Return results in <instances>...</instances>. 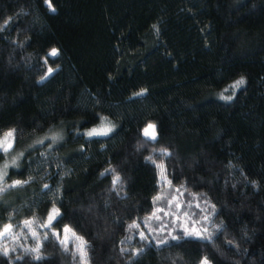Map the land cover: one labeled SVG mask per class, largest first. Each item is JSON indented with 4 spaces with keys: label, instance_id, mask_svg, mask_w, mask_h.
<instances>
[{
    "label": "trees",
    "instance_id": "obj_1",
    "mask_svg": "<svg viewBox=\"0 0 264 264\" xmlns=\"http://www.w3.org/2000/svg\"><path fill=\"white\" fill-rule=\"evenodd\" d=\"M0 141V264H264V0H0Z\"/></svg>",
    "mask_w": 264,
    "mask_h": 264
},
{
    "label": "snow or ice",
    "instance_id": "obj_2",
    "mask_svg": "<svg viewBox=\"0 0 264 264\" xmlns=\"http://www.w3.org/2000/svg\"><path fill=\"white\" fill-rule=\"evenodd\" d=\"M49 7H51V4H49ZM50 55H52V56L57 55V50H56V49H53V50L51 51ZM53 71H54V69L49 68L48 71H47V73H45V75H44L41 79H42V80H43V79H46L48 76H50V75L52 74ZM243 83H244V81L241 79L240 81H237V83H236L235 86H239V85H241V84H243ZM150 130H151V131H150ZM108 131H111V129L109 128V129H105V130H103V131L93 129L91 132L88 133V135H89V136H92V135H106ZM144 134H145L146 137H149V138L155 140V139H156L155 126H154V125H151V124L148 125V127L144 130ZM10 136H12V133H11V132H9V133L6 134L5 139H7V137H10ZM0 146L3 147V151H5V152H7V151L11 148V144H10V143H7L6 146H5V142H4V141H0ZM164 154L167 155L166 152H164ZM148 159H151V157H149ZM5 167H7V166H5ZM157 167L161 168V172H162V174H163V165H157ZM5 174H6V173H5ZM118 181H119V177H116V179L113 181V183L115 184V183H117ZM20 183H21L20 181H16L15 184H14L13 186L18 185V184H20ZM170 183H171V182L169 181V184H170ZM2 190H3V189H0V191H2ZM177 191H179V189H178ZM155 199H156V200H159L160 197L157 196ZM170 203H171V201H170ZM177 207L179 208V205H177ZM197 207H199V205H197ZM157 211H160V210L158 209ZM57 215H59L58 210H54V213L49 215L48 223L45 224L44 227H50V226L52 225V221L56 218ZM155 215H156V214L153 213V216H155ZM156 218L159 219V217H156ZM149 219H151V217H150ZM205 219H207V217H205ZM31 224H32V221H25V226H26V227H29V228H30V227H31ZM134 227H138V225H137V224H132V225L129 226L130 229H131V228H134ZM11 228H12V225H10V224H9V225H5V226L3 227V231H0V236H4V235L9 234V233L11 232ZM64 231H65L66 233H68V232H71V229L66 227ZM185 233H186V235H195V236H200V235H201V233H200L198 230H196L195 228H193L191 231H189V230L186 228V229H185ZM32 235L35 236L36 233L33 231V232H32ZM72 235L75 236V233H72ZM143 235H144V234L141 233V237H142V238H143ZM175 238H176V237H173V239H175ZM76 239L79 241L78 251H79L80 254H81V258H82V260H84V261L86 262V260H87V252L85 251V245H86V242H85V241L83 240V238H81V237H76ZM61 243H62L63 245H65V248H67L68 237L66 236L63 240H61ZM39 247H40L39 244H37V247L31 250V251L37 253V255H36L35 258L38 259V260L42 258V257L39 255ZM3 254H4V255H7V254H8V249H7V248H4V249H3ZM201 264H208V260H207V258H205V259L201 262Z\"/></svg>",
    "mask_w": 264,
    "mask_h": 264
},
{
    "label": "rangeland",
    "instance_id": "obj_3",
    "mask_svg": "<svg viewBox=\"0 0 264 264\" xmlns=\"http://www.w3.org/2000/svg\"><path fill=\"white\" fill-rule=\"evenodd\" d=\"M97 130H99V129H97ZM100 131H103V129H101ZM143 135H144L145 138L151 139L149 137H146L145 134H144V132H143ZM103 214H104V216L107 219H110V220H113V221L119 220V222L121 224V230H122V228L124 227L123 226V222L127 218V213H126L125 208H124V206H123V204L121 202H118L117 204H115L114 206H112L110 209H108L107 211H105ZM174 219H175V222H176L177 221V218L174 217ZM178 228H184V229H186L185 227H183V223H182V225L180 224V226ZM66 235H67L68 240H69L70 239V235L68 233H66ZM208 264H209V262H208Z\"/></svg>",
    "mask_w": 264,
    "mask_h": 264
}]
</instances>
